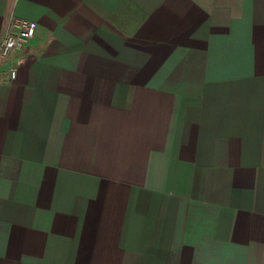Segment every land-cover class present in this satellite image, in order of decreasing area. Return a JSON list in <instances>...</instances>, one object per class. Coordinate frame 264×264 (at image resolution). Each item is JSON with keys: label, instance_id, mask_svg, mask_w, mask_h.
Returning a JSON list of instances; mask_svg holds the SVG:
<instances>
[{"label": "crops", "instance_id": "1", "mask_svg": "<svg viewBox=\"0 0 264 264\" xmlns=\"http://www.w3.org/2000/svg\"><path fill=\"white\" fill-rule=\"evenodd\" d=\"M0 264H264V0H0Z\"/></svg>", "mask_w": 264, "mask_h": 264}, {"label": "built area", "instance_id": "2", "mask_svg": "<svg viewBox=\"0 0 264 264\" xmlns=\"http://www.w3.org/2000/svg\"><path fill=\"white\" fill-rule=\"evenodd\" d=\"M36 23L12 16L4 33L0 36V60L8 58L12 53L21 51L35 34ZM16 69L11 67L6 74L0 76V83L14 80Z\"/></svg>", "mask_w": 264, "mask_h": 264}]
</instances>
